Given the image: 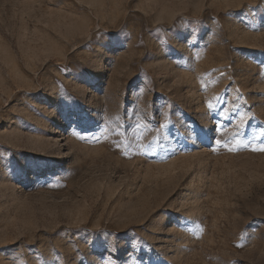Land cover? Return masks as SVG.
I'll use <instances>...</instances> for the list:
<instances>
[{
	"label": "rangeland",
	"instance_id": "rangeland-1",
	"mask_svg": "<svg viewBox=\"0 0 264 264\" xmlns=\"http://www.w3.org/2000/svg\"><path fill=\"white\" fill-rule=\"evenodd\" d=\"M262 146L264 0H0V264H264Z\"/></svg>",
	"mask_w": 264,
	"mask_h": 264
},
{
	"label": "snow or ice",
	"instance_id": "snow-or-ice-1",
	"mask_svg": "<svg viewBox=\"0 0 264 264\" xmlns=\"http://www.w3.org/2000/svg\"><path fill=\"white\" fill-rule=\"evenodd\" d=\"M215 143H216L217 145H221V141H220V140H216ZM236 144L238 145V144H239V141H237ZM213 150H215V149H213ZM227 150L230 151V152H232V151H235L236 148H235V146H228ZM251 150H252V151H260V152H264V146H262V147H260V148H255V147H254V148H252Z\"/></svg>",
	"mask_w": 264,
	"mask_h": 264
}]
</instances>
